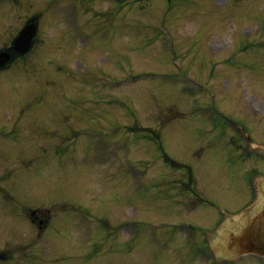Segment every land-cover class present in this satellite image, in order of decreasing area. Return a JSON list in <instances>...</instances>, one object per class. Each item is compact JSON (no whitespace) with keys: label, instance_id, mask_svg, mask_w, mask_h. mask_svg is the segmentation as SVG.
<instances>
[{"label":"rangeland","instance_id":"1","mask_svg":"<svg viewBox=\"0 0 264 264\" xmlns=\"http://www.w3.org/2000/svg\"><path fill=\"white\" fill-rule=\"evenodd\" d=\"M15 1L0 0V49L42 21L0 71V264H201L221 209L264 186L263 154L243 162L227 122L197 108L264 148V0H81L71 47L65 19L46 26L50 0Z\"/></svg>","mask_w":264,"mask_h":264},{"label":"water","instance_id":"2","mask_svg":"<svg viewBox=\"0 0 264 264\" xmlns=\"http://www.w3.org/2000/svg\"><path fill=\"white\" fill-rule=\"evenodd\" d=\"M28 37V35H26V32L23 34L22 38ZM250 241V240H248ZM245 245H250L249 243H246ZM256 247H258L257 245H255ZM248 248H251V246H248ZM262 251H264V241L262 242Z\"/></svg>","mask_w":264,"mask_h":264},{"label":"flooded vegetation","instance_id":"3","mask_svg":"<svg viewBox=\"0 0 264 264\" xmlns=\"http://www.w3.org/2000/svg\"><path fill=\"white\" fill-rule=\"evenodd\" d=\"M9 50H12V47H11V45L9 46V48H8Z\"/></svg>","mask_w":264,"mask_h":264}]
</instances>
